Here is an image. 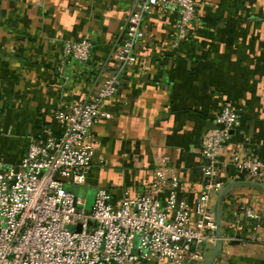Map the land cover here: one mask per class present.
I'll return each instance as SVG.
<instances>
[{
	"label": "crops",
	"instance_id": "obj_1",
	"mask_svg": "<svg viewBox=\"0 0 264 264\" xmlns=\"http://www.w3.org/2000/svg\"><path fill=\"white\" fill-rule=\"evenodd\" d=\"M141 1L0 0V157L8 165H19L40 136H61L56 113L89 98L119 68L127 21ZM198 1L189 42L176 43V11L156 7L145 16L137 61L105 105L111 117L93 129L90 173L67 186L88 207L100 188L118 206L126 189L144 193L155 171L169 167L194 210L204 191L203 146L224 103L240 122L223 160L244 150L264 162V0ZM83 39L93 48L80 63L65 55V43ZM221 180L211 199L222 237L212 264H264V176L252 182L231 165ZM243 206L261 211L256 226L237 225ZM214 248L206 247L208 259Z\"/></svg>",
	"mask_w": 264,
	"mask_h": 264
},
{
	"label": "built area",
	"instance_id": "obj_2",
	"mask_svg": "<svg viewBox=\"0 0 264 264\" xmlns=\"http://www.w3.org/2000/svg\"><path fill=\"white\" fill-rule=\"evenodd\" d=\"M135 7L116 55L119 68L89 98L56 113L61 136H40L17 166L0 157V264H204L206 247L218 240L211 199L223 191L222 171L233 165L249 181L261 182L264 162L256 156L240 150L223 160L240 122V112L224 103L203 146L204 191L194 210L179 198L181 179L169 167L155 171L144 193L126 189L118 206L106 188L97 191L90 207L68 189L90 173L93 129L101 118L111 117L105 105L115 98L122 73L137 61L145 16L156 7L176 11L177 44L192 39L199 17L198 0H142ZM92 48L88 39L68 41L65 55L85 63ZM247 219L256 226L262 213L243 206L236 223Z\"/></svg>",
	"mask_w": 264,
	"mask_h": 264
},
{
	"label": "water",
	"instance_id": "obj_3",
	"mask_svg": "<svg viewBox=\"0 0 264 264\" xmlns=\"http://www.w3.org/2000/svg\"><path fill=\"white\" fill-rule=\"evenodd\" d=\"M216 234H217L218 240H217V242L215 244L214 252H213L211 258L208 259L204 264H212L215 261L217 253L219 251V248H220V245H221V231H220L219 223H218V229H217Z\"/></svg>",
	"mask_w": 264,
	"mask_h": 264
}]
</instances>
